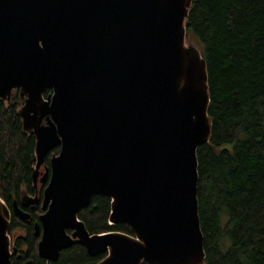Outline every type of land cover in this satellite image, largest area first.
<instances>
[{"label":"water","instance_id":"95a60500","mask_svg":"<svg viewBox=\"0 0 264 264\" xmlns=\"http://www.w3.org/2000/svg\"><path fill=\"white\" fill-rule=\"evenodd\" d=\"M191 2L0 0V100L17 88L25 96L17 113L35 137L33 185L59 145L41 197L19 198L40 203L39 258L77 243L104 253L94 264H204L195 150L211 120L205 60L185 41ZM93 195L108 197V223L131 233L88 232L77 213ZM9 219L0 197V264L16 252Z\"/></svg>","mask_w":264,"mask_h":264},{"label":"trees","instance_id":"16d2710c","mask_svg":"<svg viewBox=\"0 0 264 264\" xmlns=\"http://www.w3.org/2000/svg\"><path fill=\"white\" fill-rule=\"evenodd\" d=\"M185 41L205 60L211 120L209 140L195 150L203 263L264 264V0H192ZM18 102L16 93L0 100V197L10 210L7 232L16 249L10 262L94 264L104 253L89 256L77 243L55 260L39 258L33 228L39 203L24 209L28 218L12 209V201L34 190V137L21 127ZM108 213L109 198L93 195L77 217L90 233H131L124 224H109Z\"/></svg>","mask_w":264,"mask_h":264},{"label":"flooded vegetation","instance_id":"af4514ba","mask_svg":"<svg viewBox=\"0 0 264 264\" xmlns=\"http://www.w3.org/2000/svg\"><path fill=\"white\" fill-rule=\"evenodd\" d=\"M14 93H16L17 94V97H18V100H19V102H18V105H17V108L19 109L20 107H21V105H23V98L25 97H23V96H20V94H19V89L17 88V89H12V91H11V94H10V97H11V95H13ZM53 93V91H52V88H47L46 89V91L44 92V93H42V97L45 99L46 98V96H48V95H51ZM9 101H10V99H9ZM8 101V102H9ZM7 103V102H6ZM16 108V109H17ZM49 120H51V117H49ZM40 124H46V120H45V117H42V119H41V121H40ZM32 133V132H31ZM33 134V133H32ZM33 137H34V135H33ZM34 139H35V137H34ZM51 150H53L52 151V153L49 155V157H46L47 156V154L49 153V152H51ZM58 150H59V145H55V146H53V147H51L46 153H45V155L43 156V159H42V161H41V163L39 164V166H38V171H39V173L37 174V177H36V179H37V182H36V185L34 186L33 185V187H34V190L32 191V193H28L29 195H37L38 197H41V193H42V188L45 186V184H46V182L48 181V176H49V171H50V158H51V156L52 155H56L57 153H58ZM34 158H35V155H34ZM35 165V159H34V164H33V166ZM33 166H32V169H33ZM45 167H47V169H48V175H47V177H45L42 181H40L39 180V177H40V175H41V173L44 171V169H45ZM31 172H32V170H31ZM31 181H32V183H33V180H32V178H31ZM35 203H39V201L38 202H35ZM35 203H32V204H28L26 207H21L20 206V204H19V202L18 203H16L20 208H22V209H27V208H29V209H31V208H33V206L35 205ZM40 204V203H39ZM13 209V208H12Z\"/></svg>","mask_w":264,"mask_h":264},{"label":"rangeland","instance_id":"374dc122","mask_svg":"<svg viewBox=\"0 0 264 264\" xmlns=\"http://www.w3.org/2000/svg\"><path fill=\"white\" fill-rule=\"evenodd\" d=\"M52 151H53V150H51V152H49V153L47 154V156H46V157H49V155L52 153Z\"/></svg>","mask_w":264,"mask_h":264},{"label":"bare ground","instance_id":"6f19581e","mask_svg":"<svg viewBox=\"0 0 264 264\" xmlns=\"http://www.w3.org/2000/svg\"><path fill=\"white\" fill-rule=\"evenodd\" d=\"M91 240H93V238Z\"/></svg>","mask_w":264,"mask_h":264}]
</instances>
